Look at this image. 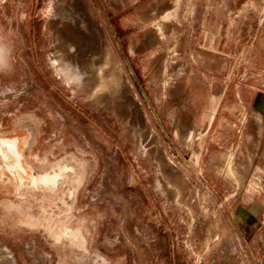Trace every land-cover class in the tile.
I'll use <instances>...</instances> for the list:
<instances>
[{
	"label": "rangeland",
	"instance_id": "rangeland-1",
	"mask_svg": "<svg viewBox=\"0 0 264 264\" xmlns=\"http://www.w3.org/2000/svg\"><path fill=\"white\" fill-rule=\"evenodd\" d=\"M261 93L264 0H0V264H264Z\"/></svg>",
	"mask_w": 264,
	"mask_h": 264
},
{
	"label": "crops",
	"instance_id": "crops-1",
	"mask_svg": "<svg viewBox=\"0 0 264 264\" xmlns=\"http://www.w3.org/2000/svg\"><path fill=\"white\" fill-rule=\"evenodd\" d=\"M254 101L255 102H254V108L252 110V113L254 115L258 116L257 120L259 121V124H258L259 126L258 127L255 126L256 122L255 123L252 122V125L250 124L248 126V131L262 134V135H259L261 137V144H260L261 146H260L259 151H264V94L263 93L258 94L257 97L254 99ZM223 122H224L223 115L221 113H219V111L217 110L213 114H211L210 117H208V119L205 121V123H206L205 128H203V127L202 128H203V130H205V132H208L209 130H211L213 124L215 126L216 124L220 125ZM260 125H263V129H262V127H260ZM258 156L259 155L251 157V160H250L251 165L258 163V159L260 158ZM261 156H263V155H261ZM253 208H258V206H256V204L253 206H250L251 210L249 211V213L256 211ZM250 217H251L249 219L250 224L247 223L245 220L243 221V225L241 227H243L244 230L247 229V226L250 227L251 222H253L252 220H253L254 216H250ZM256 226L257 225L255 224L254 227H256Z\"/></svg>",
	"mask_w": 264,
	"mask_h": 264
},
{
	"label": "bare ground",
	"instance_id": "bare-ground-1",
	"mask_svg": "<svg viewBox=\"0 0 264 264\" xmlns=\"http://www.w3.org/2000/svg\"><path fill=\"white\" fill-rule=\"evenodd\" d=\"M4 144L7 146L8 150L10 152H12L13 154H15V152H17L16 150V144L14 142H10V141H3ZM18 146V145H17ZM1 147V146H0ZM18 149V148H17ZM1 150V149H0ZM3 150V148H2ZM21 152V151H20ZM23 157V156H22ZM22 163V160H21ZM24 168V167H23ZM2 251V250H1ZM3 252V251H2ZM6 257V256H5Z\"/></svg>",
	"mask_w": 264,
	"mask_h": 264
},
{
	"label": "flooded vegetation",
	"instance_id": "flooded-vegetation-1",
	"mask_svg": "<svg viewBox=\"0 0 264 264\" xmlns=\"http://www.w3.org/2000/svg\"><path fill=\"white\" fill-rule=\"evenodd\" d=\"M18 153V151L17 152H15V154H17ZM18 161H19V158H18ZM57 178V175H53V176H51V180H55Z\"/></svg>",
	"mask_w": 264,
	"mask_h": 264
}]
</instances>
